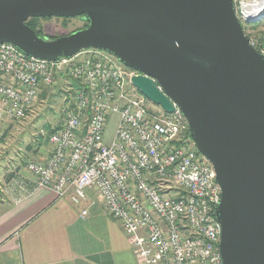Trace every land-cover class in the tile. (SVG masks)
I'll list each match as a JSON object with an SVG mask.
<instances>
[{
  "label": "built area",
  "instance_id": "1",
  "mask_svg": "<svg viewBox=\"0 0 264 264\" xmlns=\"http://www.w3.org/2000/svg\"><path fill=\"white\" fill-rule=\"evenodd\" d=\"M232 2L242 23L262 13H254L258 0ZM248 41L264 57V34ZM138 74L99 48L47 60L2 42L0 118L25 119L43 88L59 77L65 91L61 123L40 130L49 155L23 164L34 183L74 204L89 199L87 190L95 192L106 213L121 222L139 264H223L214 169L191 139L180 108L174 102L172 112L149 105L131 81ZM111 115L117 120L105 142ZM86 213L82 208L80 215Z\"/></svg>",
  "mask_w": 264,
  "mask_h": 264
},
{
  "label": "water",
  "instance_id": "2",
  "mask_svg": "<svg viewBox=\"0 0 264 264\" xmlns=\"http://www.w3.org/2000/svg\"><path fill=\"white\" fill-rule=\"evenodd\" d=\"M51 16L87 25L48 38L26 24ZM2 42L47 60L99 48L138 71L133 85L180 108L214 169L223 264H264V57L232 0H0Z\"/></svg>",
  "mask_w": 264,
  "mask_h": 264
},
{
  "label": "crops",
  "instance_id": "3",
  "mask_svg": "<svg viewBox=\"0 0 264 264\" xmlns=\"http://www.w3.org/2000/svg\"><path fill=\"white\" fill-rule=\"evenodd\" d=\"M49 150L26 161L45 160ZM0 264L138 263L121 222L101 203L74 204L23 171L0 181Z\"/></svg>",
  "mask_w": 264,
  "mask_h": 264
},
{
  "label": "rangeland",
  "instance_id": "4",
  "mask_svg": "<svg viewBox=\"0 0 264 264\" xmlns=\"http://www.w3.org/2000/svg\"><path fill=\"white\" fill-rule=\"evenodd\" d=\"M36 25L42 36L55 38L53 36L65 35L81 28L84 21L80 17H48L38 19ZM243 30L248 37L259 39L264 34V16L259 14L247 21V24L243 23ZM63 85V80L57 77L51 85L43 88V95L38 96L33 111L25 119L16 121L0 118V131L2 132L0 137V181L7 180L8 176L13 173H23L25 170L22 164L26 159L36 158L37 151L48 146L46 139H42L41 144L37 145V134L40 130H44L47 124L56 126L61 123L62 109L65 104ZM148 103L162 111L158 104L151 100ZM116 120V115L109 117L103 131L105 142L111 139ZM87 193L93 203H100L95 192L87 190Z\"/></svg>",
  "mask_w": 264,
  "mask_h": 264
},
{
  "label": "trees",
  "instance_id": "5",
  "mask_svg": "<svg viewBox=\"0 0 264 264\" xmlns=\"http://www.w3.org/2000/svg\"><path fill=\"white\" fill-rule=\"evenodd\" d=\"M80 17V19L82 18L81 16H79ZM44 18H48V17H44ZM65 18H69V17H65ZM38 19H40V17H30V18H28L27 20H26V24L27 25H29L32 29H34L35 30V32H36V34H38L39 36H41L42 37V35L40 34V32L38 31L39 29L37 28V25H36V23H37V20ZM242 23V22H241ZM246 24H247V22H246ZM87 25V22H85L84 21V25L82 26V27H85ZM242 26H243V23H242ZM74 31V30H73ZM70 33V32H69ZM53 37H56V36H53ZM42 94H43V92H42ZM41 94V95H42ZM58 125H56V126H52V125H50V124H47V125H45V130L46 131H51V130H53V129H55L56 127H57ZM1 139V138H0ZM42 139H45L42 135H40V131L38 132V134H37V145H39V144H41V141H42ZM24 160V159H23Z\"/></svg>",
  "mask_w": 264,
  "mask_h": 264
},
{
  "label": "bare ground",
  "instance_id": "6",
  "mask_svg": "<svg viewBox=\"0 0 264 264\" xmlns=\"http://www.w3.org/2000/svg\"><path fill=\"white\" fill-rule=\"evenodd\" d=\"M254 13H260L261 11L264 10V0H258V2L256 3V5L254 6ZM259 15V14H257Z\"/></svg>",
  "mask_w": 264,
  "mask_h": 264
},
{
  "label": "flooded vegetation",
  "instance_id": "7",
  "mask_svg": "<svg viewBox=\"0 0 264 264\" xmlns=\"http://www.w3.org/2000/svg\"><path fill=\"white\" fill-rule=\"evenodd\" d=\"M51 17H57V16H51ZM75 17H79V16H75ZM40 18H42V17H40ZM44 18V17H43ZM82 19V18H81ZM84 21V20H83ZM82 28V27H81ZM78 29H80V28H78ZM76 30V29H75ZM72 32V31H71ZM42 37H44V36H42Z\"/></svg>",
  "mask_w": 264,
  "mask_h": 264
}]
</instances>
